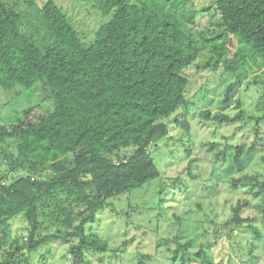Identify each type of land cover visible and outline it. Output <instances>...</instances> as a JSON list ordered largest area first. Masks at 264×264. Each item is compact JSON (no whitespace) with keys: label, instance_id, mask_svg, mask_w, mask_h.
I'll use <instances>...</instances> for the list:
<instances>
[{"label":"trees","instance_id":"obj_1","mask_svg":"<svg viewBox=\"0 0 264 264\" xmlns=\"http://www.w3.org/2000/svg\"><path fill=\"white\" fill-rule=\"evenodd\" d=\"M92 2L109 20L86 46L54 0L41 9L40 38L23 30V13L0 0V88L21 85L38 92L43 104L26 110L9 128L0 121V146L13 140L16 149V155L0 153V166L6 163L8 170L0 174V226L21 218L29 233L27 244L17 238L4 247L6 237L0 239V264L28 262L57 241L77 240L70 250L73 264H85L86 252H108L109 242L88 226L109 200L160 179L149 148L169 135L165 121L189 105L185 71L207 51L240 86L248 62L264 59V0H216L202 9H195L194 0ZM214 6L223 30L210 36L194 32L197 17ZM235 41L244 49L232 53ZM231 91L232 85L224 110L230 108ZM33 111H39L35 118ZM200 114L219 124L244 120L242 112L236 119ZM259 121L264 117L256 121L257 133ZM177 124L188 129L185 119ZM256 143L257 138L248 150L246 143L236 149L239 174ZM128 149L130 156L122 155ZM18 172L25 175L10 181L9 173ZM248 184V195L261 199L256 208L264 220V182L245 176L230 186L241 190ZM250 205L232 206L227 227L250 224L253 220L242 218ZM48 223L54 233L47 234ZM168 251L173 264L178 259L186 264L179 250ZM203 262L210 264L206 251Z\"/></svg>","mask_w":264,"mask_h":264},{"label":"rangeland","instance_id":"obj_2","mask_svg":"<svg viewBox=\"0 0 264 264\" xmlns=\"http://www.w3.org/2000/svg\"><path fill=\"white\" fill-rule=\"evenodd\" d=\"M54 1L86 46L95 41L96 32L109 20L92 0ZM214 1L194 0L193 5L195 9H202ZM1 2L23 13L25 32L38 38L45 34L44 30H38L43 24L40 12L48 0ZM221 25V15L214 6L197 17L193 30L217 35L223 30ZM239 48L244 49L235 41L232 53ZM215 62L206 51L185 71L189 79V105L165 121L170 128L169 135L149 148L161 173L160 179L109 200L108 208L99 211L97 221L88 228L109 242V250L101 255L86 252L85 264H173L166 255L170 248L179 250L186 264H204L205 251L210 255V264H264V220L262 211L259 213L256 208L261 199L254 200L248 195L247 190L252 189L249 184L241 190L230 186L245 176L264 182V141H260L264 139V122L259 121L258 133L255 126L257 119L264 117V59L248 62L244 69L247 76L240 86L233 85L237 81L235 76ZM230 85L232 101L226 105L230 108L224 110L225 92ZM42 105L38 92L21 85L11 91L0 88V121L6 128L26 110L39 109ZM202 111L210 112L212 117L225 114L233 119L242 112L244 120L231 125L219 124L204 118ZM38 112L31 117L38 116ZM183 119L188 129L177 124ZM256 138L257 147L247 157L246 171L239 174L233 160L236 149L246 143L248 150ZM131 151L124 150L122 155L130 156ZM1 152L16 155L14 141L1 145ZM6 165L0 166L1 175L7 174ZM24 175V172L9 173V180ZM245 201L251 205L244 208L242 218L253 221L240 228L233 224L227 227L233 216L231 207ZM55 230L48 223L47 234ZM28 234V224L21 218L0 226V239L6 237L4 247L17 238L27 244ZM75 244L77 240L42 246L28 262L20 264H73L70 250ZM177 264H183L182 260L178 259Z\"/></svg>","mask_w":264,"mask_h":264}]
</instances>
